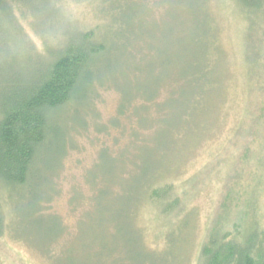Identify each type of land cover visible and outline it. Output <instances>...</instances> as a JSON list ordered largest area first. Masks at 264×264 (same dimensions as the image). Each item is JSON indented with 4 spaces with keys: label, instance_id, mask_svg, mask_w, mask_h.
<instances>
[{
    "label": "rangeland",
    "instance_id": "obj_1",
    "mask_svg": "<svg viewBox=\"0 0 264 264\" xmlns=\"http://www.w3.org/2000/svg\"><path fill=\"white\" fill-rule=\"evenodd\" d=\"M7 2L16 58L89 30L107 50L27 186L0 187V264H200L217 223L264 231V62L251 77L236 0H41L44 23Z\"/></svg>",
    "mask_w": 264,
    "mask_h": 264
},
{
    "label": "trees",
    "instance_id": "obj_2",
    "mask_svg": "<svg viewBox=\"0 0 264 264\" xmlns=\"http://www.w3.org/2000/svg\"><path fill=\"white\" fill-rule=\"evenodd\" d=\"M7 1L12 0H0V23L15 32ZM13 1L43 23L46 21L41 0ZM236 3L238 12L246 18L244 62L251 77H260L256 71L264 62V0ZM82 32L75 38L62 34L65 37L55 47L46 45L45 58L25 50L26 45L21 49L14 45L21 55L16 58L3 46L0 36V187L9 195L20 192L17 189L25 188L30 181L33 162L49 138L55 113L64 106L76 107L84 102L94 82L102 79L93 69L106 52L107 43L95 39L93 30ZM208 73V68L195 73V86L199 87L192 91L191 100L195 92L203 91L201 85L209 82ZM153 95L154 90L146 99L151 100ZM163 195V188L151 192L152 197ZM243 224L244 228L232 234L217 223L202 249L200 264H264V231L256 227L253 219H245ZM108 254H112L110 248L105 255Z\"/></svg>",
    "mask_w": 264,
    "mask_h": 264
}]
</instances>
